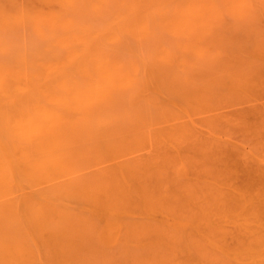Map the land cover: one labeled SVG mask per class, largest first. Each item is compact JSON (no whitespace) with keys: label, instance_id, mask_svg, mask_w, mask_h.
<instances>
[{"label":"rangeland","instance_id":"1","mask_svg":"<svg viewBox=\"0 0 264 264\" xmlns=\"http://www.w3.org/2000/svg\"><path fill=\"white\" fill-rule=\"evenodd\" d=\"M257 77L264 0H0V264H264Z\"/></svg>","mask_w":264,"mask_h":264},{"label":"bare ground","instance_id":"2","mask_svg":"<svg viewBox=\"0 0 264 264\" xmlns=\"http://www.w3.org/2000/svg\"><path fill=\"white\" fill-rule=\"evenodd\" d=\"M259 78L261 79V77H259ZM260 79H258V77H257V78L254 80L255 82L253 81V83H255V84H256V82H258V83H259V86H258V84H256V85L254 84V85H253L254 87L252 86L251 89L249 90V92H246L248 95L245 97V99H247V98L249 99L250 97H251V98H250L249 100H245V101H244V106H246V105H245V104H246L245 102H247V101H248L247 103H249V104H247V106L250 107V106H251L250 104H252V103H253L252 105H254V106H252V107L250 108V111H249V109L246 110V108H244L246 111H243V112L248 113V114H247V115H246V114H245V115H242V114H243V113H242V114H241L242 116L240 115V117H241V118L243 117L244 119H246L247 116H248L249 114H250V117H251V115H253V117H254V115H255V116H256V115H261V116H262V117L260 116V118H259V122L256 121L255 119H253L252 117H251V120H249V122L251 121V123L254 122L256 125H258V126L256 127L255 130L258 131V135L260 136V137H259V136H257V137H259L260 140L262 139V140H261V143H258V144H260V145L262 146V145H264V108L260 106V104H261L262 102H261L259 99L263 100L264 96H263V98L260 97V96L262 95V92H260L261 95L258 94L257 92H255V91H257V90L260 91L259 89H261V91L264 90V87H262L263 85L261 86V84H264V80H263V79L260 80ZM256 80H258V81H256ZM259 80H260V81H259ZM260 82H263V83H260ZM260 86H261V87H260ZM256 87H257V88L260 87V88L257 89ZM243 88H244V86H243ZM262 88H263V89H262ZM254 89H256V90L254 91ZM244 90L246 91V89H244ZM251 90H253V91H251ZM250 93H251V94H250ZM252 93L255 94V95L258 96V97H256V96L253 95ZM256 93H257L258 95H257ZM259 95H260V96H259ZM263 95H264V91H263ZM254 98H255V99H254ZM257 98H258V99H257ZM251 99H253V100L251 101ZM254 100H255V102H254ZM249 101H251V102H249ZM263 101H264V100H263ZM242 103H243V102H242ZM254 103H255V104H254ZM257 103H258V104H257ZM262 105H263V103H262ZM238 114H240V112H239ZM240 117H239V118H240ZM239 118H238L237 120H239ZM254 118H255V117H254ZM249 119H250V118H249ZM237 120H236V121H237ZM247 120H248V119H247ZM247 120H246V121H247ZM246 121H245V122H246ZM223 122H224V121H223ZM239 122H241V121H239ZM247 122H248V121H247ZM249 122H248V123H249ZM231 123H232V122H231ZM231 123H230V125L228 126V127L230 128V129H228V131L230 132L232 129H234L235 132H236V129H237V128H236V129H235V128H232ZM234 124H235V122L233 123V126H235V127L238 126L237 124H235V125H234ZM246 124H247V123H246ZM184 125H185V124H184ZM184 125H183V126H184ZM230 126H231V127H230ZM253 126H254V125H253ZM241 127H242V126H241ZM244 127H245V126H244ZM244 127H243V128H244ZM246 127H247V126H246ZM243 128H242V130H243ZM250 129L252 130V127H251ZM250 129H249V131H251ZM237 130H239V129H237ZM244 130H245V129H244ZM253 130H254V127H253ZM253 130H252V131H253ZM247 131H248V130H247ZM252 131H251V132H252ZM256 131H255V133H256ZM230 133H233V131L230 132ZM236 133H237V132H236ZM245 133H246V131H245ZM248 133H249V132H248ZM248 133H247V134H248ZM252 133H253V132H252ZM252 133H249V137H250L251 135H252V136L254 135V134H252ZM237 134H238V133H237ZM241 134H243V133H241ZM241 134H240V135H241ZM250 134H251V135H250ZM233 135H234V133H233ZM235 135H236V134H235ZM244 135H245V134H244ZM244 135H243V136H244ZM238 136H239V135H238ZM241 137H242V136H241ZM235 138H236V136H235ZM254 138H256L255 135H254ZM248 140H249V139H248ZM256 140H257V139H256ZM240 142H241V141H240ZM257 142H260V141L258 140ZM238 143H239V142H238ZM172 144H173V142L171 143V145H172ZM220 145H221V143L219 144V147H220ZM173 146H174V147L176 146L177 148L180 147V145H177V144H175V145L173 144ZM178 146H179V147H178ZM224 146L226 147V145H224ZM224 146H223V149H224ZM168 147H169V146H168ZM232 147H233V146H232ZM238 147H239V146H238ZM169 148H170V147H169ZM169 148H167L168 153H170V152H169V151H170ZM177 148H176V149H177ZM230 148H231V147H230ZM234 148H235V146H234ZM171 149H172V148H171ZM176 149H172V151H174V150H176ZM219 149H220V148H219ZM236 149H237V148H235V150H236ZM177 150L180 151V149H177ZM181 150H182V149H181ZM209 150H210V149H209ZM214 150H215V149H214ZM214 150H213L212 152H214ZM231 150H232V149H231ZM237 150H238V149H237ZM244 150H245V149H244ZM263 150H264V149H263ZM167 151H166V152H167ZM220 151H221V149H220ZM233 151H234V150H233ZM180 152H181V151H180ZM212 152H210V153H212ZM218 152H219V150L217 149V153H218ZM168 153H166V154L164 153V154L166 155L165 158L168 159V157H170V159H169V161H170V160H172V159H171V156H172L173 154H175V153L171 154V156H170V155H167ZM231 153H233V152H231ZM235 153H240V152H237V151H236ZM235 153H234V154H235ZM243 153H245V152H243ZM243 153H242V156L244 157V154H243ZM259 153H260V152H259ZM261 153H263V155H264V151L261 152ZM164 154H163V155H164ZM178 154H180V153L178 152ZM178 154H177L176 158L179 157ZM215 154H216V152H215ZM223 154H224V153H223ZM223 154H221V155H223ZM227 154H228V152H227ZM245 154H246V153H245ZM183 155H184V154H183ZM186 155H187V154H186ZM186 155H185V156H186ZM212 155H214V153H213ZM212 155L210 156L211 158H212ZM216 155H217V154H216ZM216 155H215V156H216ZM218 155L221 156L220 154H218ZM232 155H233V154H232ZM237 155H238V154H237ZM167 156H168V157H167ZM189 156H190V155H189ZM219 156H218V157H219ZM224 156H225V155H224ZM224 156H223V157H224ZM234 156H235V155H234ZM180 157H181V156H180ZM180 157L178 158V161L176 160V158H174V160H176V163H174V164H177V163L179 162V159H182V158L184 159V156H182L181 158H180ZM208 157H209V156H208ZM218 157H217V158H218ZM223 157L220 158V159L222 160ZM230 157H231V154H230ZM235 157H236V156H235ZM238 157H239V155H238ZM243 157H242V159H243V160L246 159V160H244V161L242 162V166H243L245 163H247V162H248V164L250 163V165H251V160H250L249 158L247 159L248 156H247V157H244V158H243ZM211 158L209 159L210 161H212ZM225 158H226V157H225ZM225 158H224L222 161H221V160H217V159H216V160H217V161H221V163H223V161L225 160ZM231 158H232V157H231ZM231 158H229V160H231ZM163 159H164V158H163ZM167 159H166V160L164 159V160L166 161V164H167V162H168ZM189 159H190V158H189ZM189 159H188V157H187V161H188ZM202 159H203V158H202ZM213 159H215V158H213ZM237 159H239V158H237ZM237 159H236V160H237ZM240 159H241V158H240ZM240 159H239V161H240ZM164 160H163V161H164ZM190 160H191V159H190ZM190 160H189V162L192 164V161H190ZM192 160H193V159H192ZM197 160L199 161V159H197ZM203 160H204V159H203ZM209 160H206L207 162L204 160V162H206L205 164H207ZM247 160H249V161H247ZM165 161H164V162H165ZM182 161H186V160H185V159H184V160H180V162H181L180 164H182ZM201 161H202V160H201ZM210 161H209V163L211 164ZM231 161H232V163H230V168H231L232 165L235 167V162H236V161L234 162V159L231 160ZM231 161H230V162H231ZM237 161H238V160H237ZM173 162H174V161H173ZM189 162H188V163L185 162L186 165H187V164H190ZM193 162H194V161H193ZM204 162H203V164H204ZM213 162H215V161L213 160ZM170 163H172V162L170 161ZM194 163L197 164L196 162H194ZM194 163H193L192 166L195 165ZM200 163H201V162H200ZM221 163L218 162V164H216V165H219V168H217L218 166H216V168H215V166L212 167L213 170H212V168H211V171H212L211 173H213V171H215V170H216L215 172H217V171L220 172V173L217 172L218 174H217V173H214V174H216L217 176L211 174L212 176H214V180L216 179L215 177H219V176L221 175V176L219 177L220 180H219L218 178L216 179V182H217V183L219 182L218 185H217V183H216V185H217L216 188H215V186H214L215 184H213L214 182H212L211 185H209V183H205L206 185L210 186V187H206L205 189L214 188L213 191H215V195H216V197H215V195H214V197L216 198V201H217V192H219V194H220V196H221L222 198H225V195H226V194H227L226 196H228V194L231 196V194H232L234 191H236V190H235L236 187H235L234 189L232 188V186H233L232 184H235V183H236V182L234 183V181L236 180V179H234V178L236 177V173H235V171H234L235 174L232 173L234 176L229 175V174L232 172V171H231L232 169L229 168V165H227V171H225L226 174H227L228 176L225 175L226 178H224V179H226V180L223 181V185H224L225 187L222 185V187H221V189H220L221 192H224V194H225V192H226V194H225V195H224L223 193L221 194L220 191L217 190V189H219V187H220V185H221V184H220V183H221L220 181L222 180V176H223V172H224V171H223V168L225 169L226 160L224 161L225 164L223 163V164H224V167H222V170H221V167H220V166H223V164L221 165ZM228 163H229V161H228ZM233 163H234V164H233ZM238 163H239V162H238ZM243 163H244V164H243ZM252 163H253L254 165L256 164V167H255V166L248 167V168L245 170V173H246V174H249V175H248V177H247V176L244 174V176H243V180H245L246 178H249V176L251 177V176H252V175H251V172H255V171L260 172V169H259V168H261L262 165L258 166V164H257V163H254L253 161H252ZM166 164H165L164 166H166ZM168 164H169V163H168ZM174 164H171V165H174ZM178 164H179V163H178ZM198 164H199V163H198ZM198 164H197V165H198ZM203 164L201 163V165L203 166V168H202V167L200 168L201 171H202V169H203V171H205V170L207 169L206 167H204ZM210 164H208L207 166H209ZM213 164H214V163H213ZM253 164H252V165H253ZM236 165L241 166V165H239V164H237V163H236ZM195 166H196V165H195ZM198 166H199V165H198ZM210 166H213V165H210ZM210 166L208 167V170H209V171L207 170L208 173H207V171H205V173H203V172L200 171V169H198L199 171L196 170V169H197V168H196L197 166L195 167L196 169H195V168H192V169H190V170H192V171H189V172H190V173H193V172H194L193 169H195L196 171H198V172H196V175H199V176H200V174L202 173L201 176L204 177V176H206V175L208 174V175L206 176V179H207V178H209L208 176H211V175H209V174H210V169H209ZM238 166H236L235 169H234V170H236V172H237V167H238ZM242 166H241V167H242ZM188 167L190 168L191 165H190V166H188V165L185 166V168H188ZM162 168H163V167H162ZM185 168H184V170H185ZM205 168H206V169H205ZM214 168H215V170H214ZM232 168H233V167H232ZM239 168H240V167H239ZM239 168H238V171L240 172ZM251 168H253V169L256 168V169H255V171H254V170L251 169ZM257 168H258L259 170H257ZM184 170H183V171H184ZM186 170H187V169H186ZM225 170H226V169H225ZM228 170H229L230 173L228 172ZM248 170H250L251 172L249 173ZM183 171H182V172H183ZM199 172H201V173H199ZM221 172H222V173H221ZM187 173H188V172H187ZM260 173H261V174L263 173V174L261 175ZM260 173H255V174H253V175L258 176L259 179H260V176H259V175H261V179H262V177H263V182H262V183H259L260 185L258 184L259 187H258L257 183L255 184V186H250V187H251V192H250V195H249V194L247 195V197H248L251 201L254 200L255 202L258 201V199H260L259 202L263 203V202H264V197H263V196H264V191H262V190L264 189V184H263V183H264V168H263V167H262ZM183 174H184V172H183ZM185 174H186V173H185ZM194 174H195V172H194ZM203 174H204V176H203ZM205 174H206V175H205ZM258 174H259V175H258ZM238 175H239V174H237V176H238ZM192 176L194 177V175H191V177H192ZM245 176H246V177H245ZM183 177H184V178H185V177L188 178L186 175H183ZM202 177H201V178H202ZM238 177H240V176H238ZM238 177H236V178H238ZM186 178H185V180L187 181ZM194 178H195V177H194ZM212 178H213V177H211V179H212ZM227 178H228V179H227ZM192 179H193V178H192ZM203 179H205V178H203ZM211 179H209V180H211ZM229 179L231 180V182L229 181ZM233 179H234V180H233ZM261 179H260V180H261ZM175 180H176V179H175ZM197 180H198V179H197ZM197 180H196V179H195V180L193 179V181H195V182H196ZM207 180H208V179H207ZM207 180H206V181H207ZM209 180H208V182H209ZM239 180H240V179H238V181H239ZM198 181H200V180H198ZM204 181H205V180H204ZM211 181H212V180H211ZM232 181H233V183H232ZM236 181H237V180H236ZM238 181H237V182H238ZM173 182H174V181H173ZM227 182H229V183L227 184ZM241 182H242V181H241ZM238 183H239V182H238ZM248 183H249V181H248ZM254 183H255V182H254ZM187 184H188V186L186 187V192H187V188H188V187H190V188H188V192H189V190H191L192 192H194V190L191 189V188H192L191 186H193L194 184L192 183V185H190V181H189V179H188V181H187ZM205 184H204V182H203L202 186H206ZM236 184H237V183H236ZM236 184H235V186H236ZM261 184H262V185H261ZM212 185H213L214 187H212ZM228 185H229V186H228ZM247 185H248V184L245 183V184H244V187H246ZM172 186H175V188H176V184H175V185H172ZM200 186H201V185H200ZM218 186H219V187H218ZM227 186H228V188H229L230 190H229V189H226ZM237 186H238V184H237ZM157 187H158V189H159V186H157ZM161 187H162V186H161ZM161 187H160V188H161ZM195 187H196V186H195ZM195 187H193V188H195ZM217 187H218V188H217ZM223 187L225 188L224 190H226V191L223 190ZM254 187H256V188L253 189ZM262 187H263V188H262ZM152 188H155V187H152ZM172 188H173V187H172ZM173 189H174V188H173ZM232 189H233L234 191H232ZM222 190H223V191H222ZM260 190H261V191H260ZM161 191L163 192L162 189H161ZM208 191H209V190H208ZM228 191H229V193H228ZM230 191H231L232 193H231ZM257 191H258V192H257ZM259 191H260V192H259ZM207 193H208V194H207L206 196L209 195V192H207ZM230 193H231V194H230ZM188 194H190V192H189ZM188 194H187V195H188ZM254 194H255V196H254ZM180 195H182V194H180ZM185 195H186V194H185ZM191 195H192V193L190 194V196H191ZM193 195H194V193H193ZM230 196L226 197V199L228 200V198H230ZM259 196H260V197H259ZM188 197H189V196H188ZM195 197L197 198V200H200V201H201V199H202V198L200 199V197H197V196H196V191H195ZM201 197H203V196H201ZM242 197H244V196H242ZM255 197H256V198H255ZM262 197H263V200L261 199ZM189 198L192 199V197H189ZM204 198H205V197H204ZM204 198H203V199H204ZM215 198H214V199H215ZM219 198H220V197H219ZM222 198H220V199H222ZM248 198H245L246 200H245L244 203H243V207H245V208H244V209H245L244 212H246V213L248 212L247 214L251 215V216H252L251 218H252L253 220L256 218V219L253 221V224H254V225H259V222H258V221H260V218L258 219L257 216H256V214H255V213H257L258 211H256V212L254 211V210H255V206L252 207L253 204H254L255 202H254V201L251 202ZM261 200H262V201H261ZM195 201H196V200H195ZM195 201H194V203H196ZM247 201H248V202H247ZM249 201H250V203H249ZM245 202H247L248 204L245 203ZM251 204H252V205H251ZM194 205H195V204H194ZM194 205H193V206H194ZM246 205H247V206H246ZM194 207L196 208V206H194ZM205 207H207V205H206ZM247 207L249 208L250 212H249V210H248ZM203 210H204V209H203ZM252 210H253V211H252ZM202 212H204V211H202ZM247 217H248V216L245 214V220H244L243 222H242V220H240V221H239V225H240V224H241V225H240V226L238 225V227H239V229H243V228H244V231L249 232V231H248V227L251 228V224H250V223L248 222V220L246 219ZM253 217H254V218H253ZM205 218H206V220H208L207 217H205ZM230 218H231V217H230ZM236 218H237V217H236ZM248 218H249V217H248ZM246 222H247V224H246ZM242 226H243V228H242ZM258 229H259V228H258ZM257 231H258V230H257ZM260 232H261V233H260ZM258 233H260V234L257 235V232H256V233L253 232V233L251 234V236H253L254 240H255L256 242H259V243H260V244L258 243L259 245H258V244H254V245H258V247H254V248H250V249H249V248H246L247 250H244V255H245V253H246V255L249 254V256H248V255H247V256L250 257V258H252V257H254V256H256V255H257V256H261V255L263 256V255H264V251L259 252L260 248L263 249V247H262L263 244H262V243L264 242V238L262 239V238H261V235L264 236V232L262 233V231H259ZM263 236H262V237H263ZM258 237H259L260 239H259ZM258 240H259V241H258ZM260 240H261V241H260ZM262 241H263V242H262ZM256 242H250V243L252 244V243H256ZM250 243H249V245H251ZM257 248H258V249H257ZM250 250H251V251H250ZM246 255H245V256H246ZM251 255H252V256H251Z\"/></svg>","mask_w":264,"mask_h":264}]
</instances>
